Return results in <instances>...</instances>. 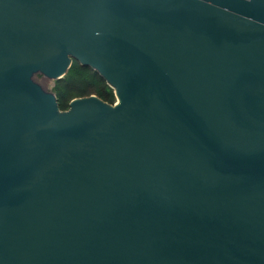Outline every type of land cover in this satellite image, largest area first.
I'll use <instances>...</instances> for the list:
<instances>
[{
	"label": "water",
	"instance_id": "water-1",
	"mask_svg": "<svg viewBox=\"0 0 264 264\" xmlns=\"http://www.w3.org/2000/svg\"><path fill=\"white\" fill-rule=\"evenodd\" d=\"M0 264H264V0H0Z\"/></svg>",
	"mask_w": 264,
	"mask_h": 264
},
{
	"label": "trees",
	"instance_id": "trees-1",
	"mask_svg": "<svg viewBox=\"0 0 264 264\" xmlns=\"http://www.w3.org/2000/svg\"><path fill=\"white\" fill-rule=\"evenodd\" d=\"M58 98L62 111L69 109V104L76 98L95 95L103 101L114 104L116 97L114 90L107 82L90 67H84L74 61L67 75L56 81L53 89Z\"/></svg>",
	"mask_w": 264,
	"mask_h": 264
},
{
	"label": "rangeland",
	"instance_id": "rangeland-1",
	"mask_svg": "<svg viewBox=\"0 0 264 264\" xmlns=\"http://www.w3.org/2000/svg\"><path fill=\"white\" fill-rule=\"evenodd\" d=\"M39 80L41 81V78ZM55 84H56L55 81H47V82H45V85H46L47 89L50 90V91H53Z\"/></svg>",
	"mask_w": 264,
	"mask_h": 264
}]
</instances>
